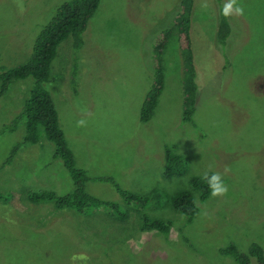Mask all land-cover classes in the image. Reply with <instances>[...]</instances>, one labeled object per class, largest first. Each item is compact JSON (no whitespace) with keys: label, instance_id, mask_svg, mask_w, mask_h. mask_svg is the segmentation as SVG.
<instances>
[{"label":"rangeland","instance_id":"rangeland-1","mask_svg":"<svg viewBox=\"0 0 264 264\" xmlns=\"http://www.w3.org/2000/svg\"><path fill=\"white\" fill-rule=\"evenodd\" d=\"M69 1L0 0V72L28 61L40 30ZM226 2L195 0L192 9V123L182 121L183 64L174 31L154 115L139 119L156 37L173 23L179 0H101L72 60L76 73L72 38L57 49L44 87L76 166L89 177L87 193L117 203L122 220L101 207L80 214L28 201L29 191L65 195L73 183L51 143L25 145L23 123L4 130L21 113L33 79L14 81L0 96V264H236L219 251L233 244L245 253L252 243L264 250V0H238L244 14L227 17L231 34L221 45L218 16ZM81 119L86 126H77ZM166 147L187 161L184 175L165 177ZM205 172L221 173L228 193L204 202L195 193L199 211L187 222L167 197ZM99 178L156 196L127 204ZM143 216L169 222V234L141 231Z\"/></svg>","mask_w":264,"mask_h":264},{"label":"trees","instance_id":"trees-1","mask_svg":"<svg viewBox=\"0 0 264 264\" xmlns=\"http://www.w3.org/2000/svg\"><path fill=\"white\" fill-rule=\"evenodd\" d=\"M101 0H71L61 4L55 11L54 16L38 33L30 58L24 64L9 69H2L0 72V96L4 95L8 87L16 80H24L29 77L33 79L29 94L25 100L21 113L6 125L4 130L13 132L17 124L23 123L25 145H37L42 142L51 143L54 146V159H60L73 183V191L58 195L49 189H38L29 191L27 199L33 204L49 203L57 210L71 209L80 214L85 213L89 208H105L114 211L117 218L123 219L125 212L120 210L117 203L99 200L86 191V184L89 182L87 173L78 168L75 163L73 152L68 146L63 130L59 125V117L49 92L44 84L48 82L50 69L56 57L59 45L69 37L72 38L71 47V69L76 73L77 53L82 48L83 34L87 30L90 19L95 14ZM195 0H179V9L173 23L167 30L161 31L155 41L152 54L153 78L149 91L142 102L139 119L141 123L149 122L155 112L158 99L164 87L163 54L171 36L172 31L176 32L178 49L183 64L182 90V121L192 123V116L195 112L197 95L196 69L192 44L190 40L191 13ZM231 34V23L229 18L222 15V8L218 16L217 40L221 45L227 41ZM76 54V55H75ZM74 55L76 56L74 58ZM73 73V74H74ZM71 75V72H70ZM19 149L15 145L5 165L9 164ZM187 161L178 154H175L171 147L165 148L164 175L182 176L187 172ZM209 176L212 174L208 173ZM200 177H193L189 181V188L176 192L167 197L171 207L182 215L187 222L193 220L198 214L195 193L200 202L206 201L211 195L208 184ZM101 179V178H99ZM111 182L117 193L127 204L141 206L148 202L156 193L140 196L122 190L112 179H101ZM5 197L0 194V201ZM113 213V214H114ZM141 231L158 232L163 236L169 234L170 223L160 220H152L147 216L142 217ZM220 254L229 257L236 264H264V250L261 245L252 243L247 252H240L237 247L230 244L221 249Z\"/></svg>","mask_w":264,"mask_h":264},{"label":"clouds","instance_id":"clouds-1","mask_svg":"<svg viewBox=\"0 0 264 264\" xmlns=\"http://www.w3.org/2000/svg\"><path fill=\"white\" fill-rule=\"evenodd\" d=\"M208 5L205 3L202 8L207 9ZM23 9L21 8V11ZM244 14V7L238 4V0H227L222 9V15L224 17L231 16H242ZM78 127L86 126V121L81 119L77 121ZM208 184L211 195L213 197L226 196L228 193V186L225 183L222 174L218 172H213L210 176L208 172H205L201 177Z\"/></svg>","mask_w":264,"mask_h":264}]
</instances>
